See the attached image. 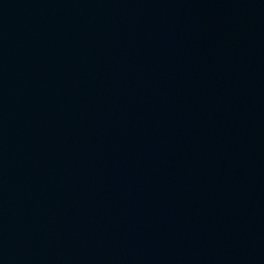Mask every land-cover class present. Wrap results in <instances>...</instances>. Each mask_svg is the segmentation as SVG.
I'll list each match as a JSON object with an SVG mask.
<instances>
[{"label":"water","instance_id":"95a60500","mask_svg":"<svg viewBox=\"0 0 264 264\" xmlns=\"http://www.w3.org/2000/svg\"><path fill=\"white\" fill-rule=\"evenodd\" d=\"M0 264H264V0H0Z\"/></svg>","mask_w":264,"mask_h":264}]
</instances>
